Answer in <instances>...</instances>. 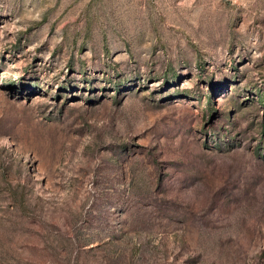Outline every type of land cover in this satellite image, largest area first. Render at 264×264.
<instances>
[{"label":"rangeland","instance_id":"1","mask_svg":"<svg viewBox=\"0 0 264 264\" xmlns=\"http://www.w3.org/2000/svg\"><path fill=\"white\" fill-rule=\"evenodd\" d=\"M0 264H264V0H0Z\"/></svg>","mask_w":264,"mask_h":264}]
</instances>
